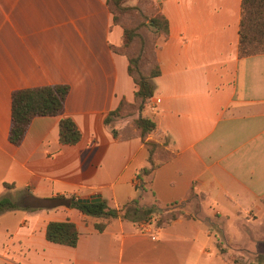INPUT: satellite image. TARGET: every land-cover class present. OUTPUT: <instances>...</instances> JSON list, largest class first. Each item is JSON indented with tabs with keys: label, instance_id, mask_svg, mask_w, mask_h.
Here are the masks:
<instances>
[{
	"label": "crops",
	"instance_id": "crops-1",
	"mask_svg": "<svg viewBox=\"0 0 264 264\" xmlns=\"http://www.w3.org/2000/svg\"><path fill=\"white\" fill-rule=\"evenodd\" d=\"M153 2L168 35L156 46L155 110L141 111L158 165L143 173L148 150L129 120L104 123L136 90L107 0H0V196L99 194L113 208L137 198L185 215L147 232L70 206L7 210L0 264H264V52L238 55L241 0ZM53 84L68 86L63 112L34 116L10 142L11 92ZM62 117L80 131L74 144L59 141ZM64 220L75 246L45 237Z\"/></svg>",
	"mask_w": 264,
	"mask_h": 264
},
{
	"label": "trees",
	"instance_id": "trees-1",
	"mask_svg": "<svg viewBox=\"0 0 264 264\" xmlns=\"http://www.w3.org/2000/svg\"><path fill=\"white\" fill-rule=\"evenodd\" d=\"M126 1L107 0V5L112 14L113 22L122 27L121 44L116 50L127 56V72L132 77L136 90L134 92L133 103L121 101L117 108L108 113L104 119V123L108 125L112 124L113 118L126 115V111L123 112L124 109H134L132 115H137L133 118L135 132L148 150L147 161L149 166L142 169L143 173H147L158 165L153 159L156 143L146 139L147 134L155 129V123L150 118L142 116L141 111L154 94L152 79L160 73L156 59V46L159 38L165 39L168 35V21L153 0H136L133 5L126 4ZM129 10L133 14L139 15L144 22H137L132 25L125 24L122 17ZM143 27L152 29L150 31L156 36L154 38L155 41H153L151 55L148 57L151 60V64L146 69V65H143V63L148 49L144 41L141 49L135 54L132 51H127L134 41L141 37L140 29ZM238 36V55L240 57L264 52V0H241ZM147 45L149 46L148 42ZM67 92L68 86L65 84L45 85L12 91L10 98V126L8 130L9 141L14 144L19 143L34 116L61 114L64 109V100ZM112 133L114 136H117V131L114 128H112ZM58 138L63 144H74L80 139V131L71 118L62 117L59 120ZM4 188L12 190L14 186L13 184L4 183ZM24 198L30 201H38L39 204L24 205L22 203V199ZM76 199L74 195L66 196L63 194L49 197H35L29 194L26 189H23L16 196H0V213L19 208L34 210L38 208L51 209L57 206H70L86 215L129 219V214L136 215L140 210L143 215L153 213L156 210L154 206H139L137 198L129 200L120 208L109 207L104 199L95 202H78ZM169 212L167 215L159 214L155 223L156 227L167 224L170 220L181 214L185 215L184 212L179 210H171ZM103 226V223L95 224L97 230H101ZM45 237L50 242L75 246L78 240V230L70 220L49 221L46 224Z\"/></svg>",
	"mask_w": 264,
	"mask_h": 264
},
{
	"label": "rangeland",
	"instance_id": "rangeland-1",
	"mask_svg": "<svg viewBox=\"0 0 264 264\" xmlns=\"http://www.w3.org/2000/svg\"><path fill=\"white\" fill-rule=\"evenodd\" d=\"M122 20L125 24H128V25H132V24H135L137 22L138 23L144 22V20H141L139 15L133 14L130 10H129V12H127L126 14L123 15ZM150 30H152V29L145 28V27L141 28L140 29L141 37L137 38L134 41L133 45L129 49H127L128 52L132 51L135 54L139 49H141L143 41L145 42V44L147 46L146 48L148 49L147 50V56H146L147 58L145 57L144 63H143V65H146L145 69L149 66V64H151V60H149L148 57L151 55V51H152V47H153V41H155L154 38H156V36ZM147 42H148L149 46L147 45ZM125 111H126V115L125 116H118L117 118H113L112 124L116 119L124 118V119L129 120L127 122V125L133 129L135 127L134 119H130V118H132V116H134V115H132V113H134L133 112L134 109L133 108H127V109L123 110V112H125ZM172 212H174V211H172ZM153 213L154 214H152V215H151V213H149L147 215H143L141 210H140L136 215L129 214L128 220L132 221L134 223V225L138 226L139 228H143L146 225H147V227L150 228L151 227L150 224L156 227L155 223H156V220H157L159 214L167 215L170 212L166 211L164 213V211H162V210H159V211L155 210V212H153ZM133 216H135V217H133ZM131 218H133V219L131 220Z\"/></svg>",
	"mask_w": 264,
	"mask_h": 264
},
{
	"label": "water",
	"instance_id": "water-1",
	"mask_svg": "<svg viewBox=\"0 0 264 264\" xmlns=\"http://www.w3.org/2000/svg\"><path fill=\"white\" fill-rule=\"evenodd\" d=\"M101 198H100V195L99 194H94V195H90V196H87V197H77V201L78 202H95V201H99ZM22 203L24 205H37L39 204L38 201H30L26 198L22 199Z\"/></svg>",
	"mask_w": 264,
	"mask_h": 264
},
{
	"label": "built area",
	"instance_id": "built-area-1",
	"mask_svg": "<svg viewBox=\"0 0 264 264\" xmlns=\"http://www.w3.org/2000/svg\"><path fill=\"white\" fill-rule=\"evenodd\" d=\"M149 100H150V99H149ZM149 100H148L146 106H147V108H148L150 111H154V110H155V106L153 105L152 101H149ZM142 229L145 230V231H147V232H151V229H150L149 227H147V225L144 226Z\"/></svg>",
	"mask_w": 264,
	"mask_h": 264
}]
</instances>
